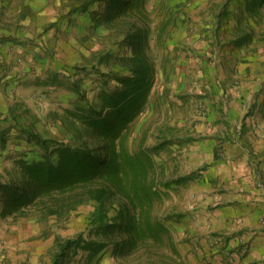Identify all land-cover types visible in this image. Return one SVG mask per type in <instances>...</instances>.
<instances>
[{
  "label": "rangeland",
  "instance_id": "rangeland-1",
  "mask_svg": "<svg viewBox=\"0 0 264 264\" xmlns=\"http://www.w3.org/2000/svg\"><path fill=\"white\" fill-rule=\"evenodd\" d=\"M40 11L16 24L25 49L12 61L33 77L13 87L0 78L9 94L0 107V264H264L234 256L210 231L209 164L192 159L212 112L233 125L227 146L237 148L245 127L264 138V0H43ZM135 70L147 92L115 130L112 115L98 114L113 112L108 96ZM102 133L125 149L119 173L132 198L114 187L97 201L109 185L93 169L71 187L30 178L67 148L104 161Z\"/></svg>",
  "mask_w": 264,
  "mask_h": 264
},
{
  "label": "crops",
  "instance_id": "crops-1",
  "mask_svg": "<svg viewBox=\"0 0 264 264\" xmlns=\"http://www.w3.org/2000/svg\"><path fill=\"white\" fill-rule=\"evenodd\" d=\"M42 2L43 0H0V78L1 82L8 80L10 87L25 78L28 82L33 77V74L27 72L29 67L24 69L20 64L19 69L12 62L17 53L25 49L17 39L19 33L16 24L20 19H29L38 11L41 13ZM258 11L255 13L258 14ZM256 14L251 17L257 19ZM47 67L49 69L50 65L47 64ZM35 77H41L40 73ZM2 90L0 107L8 100L6 95L9 96L4 95ZM214 113L221 114L212 112L213 115L209 114L203 119L206 122L200 124V134L192 154L193 162L199 166L209 164L201 178H204L203 196H206L207 205L213 208L207 225L211 232L221 234L225 241L233 244L234 256L247 259L248 262L258 261L264 259V138L252 139L250 128L245 127L243 140L234 150L227 146L233 125L228 128V125L225 127L217 122L218 117ZM233 114L240 116L239 111ZM258 126L257 130L264 133V125L262 128ZM222 145H226L228 151L225 155H216L217 147ZM234 151L237 153L234 154Z\"/></svg>",
  "mask_w": 264,
  "mask_h": 264
},
{
  "label": "trees",
  "instance_id": "trees-1",
  "mask_svg": "<svg viewBox=\"0 0 264 264\" xmlns=\"http://www.w3.org/2000/svg\"><path fill=\"white\" fill-rule=\"evenodd\" d=\"M130 39L132 42V39H134V36L130 35ZM135 78H125L123 81V87L117 91L112 93L110 96H108V99L106 101L105 106L110 107L113 109V112L109 115L107 113L103 114L99 113L98 115L101 117V119L106 122V119L108 117H111V121L114 123V129H118L121 124L124 123L126 120H130V117L127 116V112L129 111V108L136 105L141 98H144L146 95V88L144 86V83L148 80L146 75L142 74L139 70H135ZM140 108V106H138ZM138 109V108H137ZM137 109L134 111L136 112ZM136 115L135 113L131 116V118ZM102 135H104L102 133ZM106 138L105 142L108 146L109 151L111 150V155L106 158L104 161H101L102 158H97L92 155V151L89 150H83V149H65L62 153L65 155V159L60 160V163L57 166H48L47 168L39 167V166H33L32 170L30 172L33 174L34 177H30L34 182L38 183V185H41L39 182H46L49 186H65L68 185V187L78 185V174L85 176L91 172L93 169V175L96 176V179H102V181L106 182L109 185V188L105 189V185L103 184V188H99L95 191V199L97 201H103L107 196L108 193L113 192L112 188L116 187L117 190L126 196H130L125 191L124 187V178L120 176V170L122 168V159H124L123 155L125 154V149L122 147L121 150L117 151L116 149V139L113 137V139H109L106 135H104ZM122 146H124L122 144ZM135 160V159H133ZM130 163L132 167H134L135 164L140 166L141 170H144L143 164L140 162L133 161ZM80 165L84 166V169L78 172V166ZM96 168V171L94 169ZM41 170L43 173L41 175H46L43 179H40V175L38 172ZM37 172V173H36ZM95 173H97L95 175ZM38 174V175H37ZM91 176V177H92ZM87 177H90L88 175ZM87 183H91V178H87ZM72 178L73 181L69 183V179ZM90 180V181H89ZM141 179H139L140 181ZM138 182V180H137ZM40 188H42L40 186ZM109 191V192H108ZM114 193V192H113ZM133 197L136 196V192L132 193ZM130 233L135 234V231L137 228H133V225L129 227ZM138 232V231H137ZM136 232V233H137ZM73 243V242H70Z\"/></svg>",
  "mask_w": 264,
  "mask_h": 264
}]
</instances>
